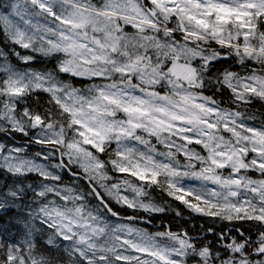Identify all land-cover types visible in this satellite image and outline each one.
<instances>
[{
	"label": "snow or ice",
	"instance_id": "6c2138e0",
	"mask_svg": "<svg viewBox=\"0 0 264 264\" xmlns=\"http://www.w3.org/2000/svg\"><path fill=\"white\" fill-rule=\"evenodd\" d=\"M11 209L0 264H264V0H0Z\"/></svg>",
	"mask_w": 264,
	"mask_h": 264
},
{
	"label": "trees",
	"instance_id": "16d2710c",
	"mask_svg": "<svg viewBox=\"0 0 264 264\" xmlns=\"http://www.w3.org/2000/svg\"><path fill=\"white\" fill-rule=\"evenodd\" d=\"M24 52L25 50H21ZM14 63H19L18 61L13 60ZM47 63V62H45ZM36 67L38 70H42L43 67L45 66L44 63H36L33 65ZM48 67H51L50 63H47ZM21 68L25 67L24 65H20ZM77 86H79V82H77ZM230 94H225L223 97L218 96L220 99L227 100V97ZM47 97L45 94H41V101L40 105L38 106L39 108H43L46 106L45 101ZM30 103H34L33 101H30ZM222 106H228L227 104L222 105ZM253 111L259 116L260 113V105L257 104L256 107L253 109ZM38 146H33V148H36ZM199 149V146H194ZM113 175H116L113 173ZM250 175H255L254 173H250ZM66 179H68L66 177ZM32 182V181H29ZM81 184H83L85 187L86 182L81 181ZM157 197L159 194H156ZM167 200V206H168V211H166L163 214H156L151 217L152 223L148 225L144 224H138L141 227H147L149 231H157V230H164L165 228H171L173 231H180V230H186L189 233L195 235L199 233L200 235H205L207 234V229L212 228L214 229L215 233H219L221 230L227 231L230 227L231 224L220 221L218 219L210 218V217H204V216H199L193 213H190L187 209H185L182 205H179L178 202H174L169 200L168 198H165ZM95 203V201H94ZM115 206V205H114ZM119 208V206H115ZM122 214H131V210H125V209H119ZM180 210L182 212L181 216H176L175 211ZM7 214H4V212H0V228L3 227H9L10 231L15 234L17 232V227L15 226V217L19 215L18 209H11V210H6ZM137 215L140 216H147L146 213L140 212L137 213ZM241 225L245 228H247V224L245 222H240ZM22 227V226H19ZM209 237L211 238V234H208Z\"/></svg>",
	"mask_w": 264,
	"mask_h": 264
},
{
	"label": "rangeland",
	"instance_id": "374dc122",
	"mask_svg": "<svg viewBox=\"0 0 264 264\" xmlns=\"http://www.w3.org/2000/svg\"><path fill=\"white\" fill-rule=\"evenodd\" d=\"M137 226H139V225H137ZM139 227H141V226H139Z\"/></svg>",
	"mask_w": 264,
	"mask_h": 264
}]
</instances>
